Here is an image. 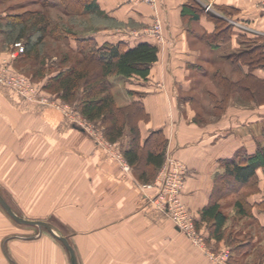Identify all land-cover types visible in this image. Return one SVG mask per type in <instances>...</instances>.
Masks as SVG:
<instances>
[{"label":"crops","instance_id":"1","mask_svg":"<svg viewBox=\"0 0 264 264\" xmlns=\"http://www.w3.org/2000/svg\"><path fill=\"white\" fill-rule=\"evenodd\" d=\"M149 6L128 3V20L146 18L142 11H150ZM158 6L164 42L146 31L116 41L128 47L147 41L158 47L142 87L149 121L139 125V146L146 148L149 130L160 129L164 139L174 141L167 152L186 162L190 175L182 194L200 218L217 190L216 179L224 178V163L264 147V106L231 113L209 128L192 129L175 94L190 88L184 79L190 70L209 74L204 63L264 45V0H159ZM121 12L116 1V19ZM251 73L264 79V67ZM131 168L122 169L58 107L29 101L0 83V194L18 215L46 221L66 236L78 264L83 259L86 264H108L107 254L125 250L149 253L153 236L167 233V216L149 201L150 192L139 186L145 179ZM255 172L259 191L245 200L248 216L264 232V171L258 167ZM232 204L233 209L235 201ZM43 229L15 221L0 205V264H72L65 246Z\"/></svg>","mask_w":264,"mask_h":264},{"label":"rangeland","instance_id":"2","mask_svg":"<svg viewBox=\"0 0 264 264\" xmlns=\"http://www.w3.org/2000/svg\"><path fill=\"white\" fill-rule=\"evenodd\" d=\"M116 1L122 10V14L120 13V17L117 19ZM85 2L87 0H0V67L2 69L0 76L9 84L13 82L12 79H15V76L27 81L28 88L33 90L31 95L35 97V100H27L43 101L41 103L58 107L64 116L71 123L82 128L92 141L97 145V141H100L104 146L102 149L122 168L116 159V149H119L123 154L122 145L127 140H131L128 125L124 127L123 136L114 141L110 140L105 134V122L99 119L88 120L81 114L79 103L85 96L82 91V84L74 95L65 100L60 96L53 77L60 70L65 71L73 66H88L91 69L98 66L94 62L88 61L84 54L77 50V42L74 38L80 35L92 36L97 43H101L106 40L116 42L120 38H126L129 34L146 31L157 40L155 35L148 30L154 24L160 23L161 40H157V42H164L162 15L160 6H158L159 0H154L152 5L149 4L150 11H142L146 14V18L137 17L135 21L128 20V15L131 12L127 5L133 1L96 0L101 10L100 13L85 12L83 9ZM140 2L144 3L143 1ZM106 15L115 19H109ZM10 23L15 27L13 31H11ZM20 23L27 24L26 33L31 34L32 39L38 35V29L33 25L36 27L44 26V30L41 31L43 35L40 44L37 45L31 56L22 54L24 49L22 50L20 47L24 48V39L15 38L16 34L19 33L17 27ZM65 34L67 38L64 37ZM17 42L20 43V46H16ZM194 47L199 48L200 46L194 44ZM204 65L209 74L202 76L197 72V69H189L190 73L184 79L189 82L190 88L186 91L179 90L175 94L179 102V111L189 128L196 129L194 126L203 129L209 128L218 124L231 113L237 115L248 109L258 107V105L264 106V91L258 94H256L257 92L249 93L251 96L248 97L247 92L245 93L243 90V88L246 89L244 85L259 89L263 85L251 78H242L235 64L228 57L216 58L212 62L204 63ZM116 78L117 76L108 77L106 82L111 86L108 93L113 95L115 108L117 106V109L121 111L120 119L130 121L142 116L141 119L137 120L138 128L140 123L147 124L149 119L142 101L144 90L142 87L146 80L136 76L128 79L121 77L120 80ZM89 81L87 80L86 83ZM92 81L93 79H91ZM136 85H138V90ZM253 95L255 96L252 97ZM133 101L140 102L142 107L136 106L137 110L134 111ZM127 109L132 113L127 114ZM80 122L82 125L79 124ZM150 136L152 138L149 137L148 141L146 140V148L152 147L156 143L162 145L164 141V159L158 170L146 175L145 180H141L139 186L144 191L155 193L159 188L158 179L162 172L169 168L167 162L171 157L170 168L174 169L176 166V168L179 167L178 170L181 168L184 170L183 172L179 171L178 174L182 178V187L177 194V204L182 205L191 215L198 236L201 238L194 240L180 230L178 233L172 231L170 228L171 226L175 227L174 223L167 217L170 227L167 233L162 234V236H153V245L149 253L146 250H141L140 253H130L125 250L122 253H116V256L107 254L108 260H110L108 264H120L122 262L126 264H264V232L250 216L246 215L245 219H242L237 213L236 207L232 209V205H234L232 202L234 203L239 193L243 191L247 195H252L259 191L257 181L253 185L239 188L240 190H233L230 194L228 191L234 189L230 179L225 177L216 179L217 190L214 191L211 200L218 197L217 201L220 208L227 214L228 220L223 228L224 239L220 241L211 239L209 238L210 225L205 221H199L200 218L197 217V213L193 212L183 198L182 190L190 175V170L185 161L175 154H168L167 149H170V144L172 145L174 141L170 142L164 139L163 132L161 134L154 133ZM127 165L128 171L132 169L128 162ZM227 192L229 194L226 195ZM54 223L66 231L62 222L54 220ZM41 228L44 230V227ZM109 248L111 250V247ZM81 255L83 254L80 252V257ZM121 255L122 257H120ZM85 262L83 259L82 263L86 264Z\"/></svg>","mask_w":264,"mask_h":264},{"label":"trees","instance_id":"3","mask_svg":"<svg viewBox=\"0 0 264 264\" xmlns=\"http://www.w3.org/2000/svg\"><path fill=\"white\" fill-rule=\"evenodd\" d=\"M83 9L85 12H101L96 0H87L83 4ZM189 11L194 17L196 16L192 10L189 9ZM35 14L37 15L38 12ZM106 17L115 19L108 15ZM10 27L11 31L15 28L11 23ZM33 27L38 29V35L35 39H32L31 34L26 33L28 30L26 23L18 25L17 30L19 33L15 36L16 39H24L25 44L22 54L27 56L33 54L37 45L40 44L43 35L41 31L44 30V26L36 27L33 25ZM221 36L223 37L224 35L222 34ZM64 37L67 38V35L65 34ZM74 39L77 42V50L83 53L88 61L94 62L98 66L94 69L88 68V66H73L65 71L60 70L53 77L60 96L68 100L82 84V91L85 93V96H83L79 103L81 114L88 120L99 119L105 122V134L112 141L123 136L124 127L128 125L131 140L127 147L123 149V155L127 162L139 172L140 177L144 178L146 175L151 174L152 171L158 170L162 165L165 154V143L164 141L162 145L156 143L150 149L140 148V131L137 126V120L141 119L142 116H138L130 121L121 120L119 117L121 111L117 109V106L115 108L113 95L108 93V89L111 86L108 85L106 80L112 76H119L125 79L136 76L146 79L151 64L157 60L158 47L147 41L138 42L131 47H128L123 42H112L110 40L97 43L92 36L86 35H80ZM228 59L235 64L242 78H251L263 85L261 89L244 85L246 89L243 88V90H245V93L247 92L248 97L251 96L249 93H263L264 79L257 78L251 71L257 66L264 67V45L254 47L248 51L232 53ZM242 64L247 65L248 70L246 72L243 71ZM91 79H93L92 82ZM87 80L89 81L88 83H86ZM253 100L257 101L255 98ZM132 103L134 111L137 110L136 106L142 107L140 102L133 101ZM127 110V114L132 113L129 109ZM154 133L161 134V130H153L150 135ZM141 164H143V167H141ZM224 167V177L230 179V183L234 187L232 191L253 185L257 181L256 168L262 167L264 171V147H259L254 154L245 155L243 158L238 154L236 159L234 158L231 161L225 162ZM152 168L153 170H151ZM247 196L242 191L235 200L236 211L239 215H249L247 210L249 205L245 200ZM226 218L217 198H214L201 209L199 221H205L210 225L209 238L220 241L225 237L223 228L225 227Z\"/></svg>","mask_w":264,"mask_h":264},{"label":"built area","instance_id":"4","mask_svg":"<svg viewBox=\"0 0 264 264\" xmlns=\"http://www.w3.org/2000/svg\"><path fill=\"white\" fill-rule=\"evenodd\" d=\"M133 2H146L150 5L154 3V0H130ZM158 23V22H157ZM150 33H153L157 40H161V24H154L151 29L148 30ZM16 46H20V43L17 42ZM23 49V47H20ZM2 73V69L0 67V74ZM12 79L13 82L9 84L7 81L5 82L3 78L0 76V82L13 87L19 94L24 96L26 99L35 100L31 94L33 90L28 88L27 81H24L23 78H19L17 76ZM37 101H40L36 99ZM43 102V101H41ZM81 124V122L79 123ZM82 125V124H81ZM98 145L104 148V146L97 141ZM107 148V147H106ZM108 149V148H107ZM109 151V149H108ZM111 153V152H109ZM116 159L120 162L122 169L128 170V165L125 157L121 153L119 149H116ZM168 159V158H167ZM172 162L171 157L168 159L167 164L169 168L164 170L158 179V190L155 193H149L148 199L151 203H153L159 210L164 212V214L174 223V226L177 227L178 230L184 232L190 238L194 240H200V236L195 229L194 223L192 221L191 215L188 211L183 208L182 205H178V196L177 194L181 191L182 178L178 176L179 171L183 172V168L180 170L179 167L171 169L170 163ZM148 187L150 185H147ZM142 190H144L142 188Z\"/></svg>","mask_w":264,"mask_h":264},{"label":"water","instance_id":"5","mask_svg":"<svg viewBox=\"0 0 264 264\" xmlns=\"http://www.w3.org/2000/svg\"><path fill=\"white\" fill-rule=\"evenodd\" d=\"M74 126L78 127L76 124H74ZM82 129V128H81ZM0 205L4 208V210L9 214V216L11 218H13L15 221L19 222V223H24V224H32V225H37L40 227H44L45 229H47L54 237H56L64 246L65 248L68 250L69 255H70V259H71V263L72 264H78L77 263V258H76V254L74 251V248L71 246L68 238L64 235H61L59 233H57L54 228L46 221L43 220H32V219H27L24 218L20 215H18L13 209L12 207L8 204V202L3 198V196L0 194Z\"/></svg>","mask_w":264,"mask_h":264}]
</instances>
